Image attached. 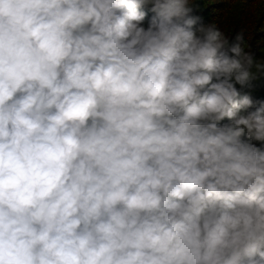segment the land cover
<instances>
[{"label": "clouds", "instance_id": "clouds-1", "mask_svg": "<svg viewBox=\"0 0 264 264\" xmlns=\"http://www.w3.org/2000/svg\"><path fill=\"white\" fill-rule=\"evenodd\" d=\"M199 11L0 0V264H264V60Z\"/></svg>", "mask_w": 264, "mask_h": 264}, {"label": "trees", "instance_id": "trees-1", "mask_svg": "<svg viewBox=\"0 0 264 264\" xmlns=\"http://www.w3.org/2000/svg\"><path fill=\"white\" fill-rule=\"evenodd\" d=\"M196 3L200 7L197 14L202 16L204 23L215 22L226 36H231L230 39L244 30L246 50L249 46L256 59L264 60L260 51L264 48V32L259 31L264 27V0H196ZM252 96L264 100V81L260 82Z\"/></svg>", "mask_w": 264, "mask_h": 264}]
</instances>
